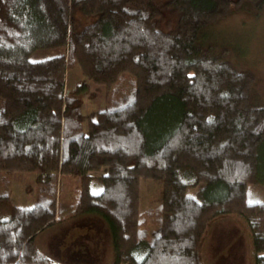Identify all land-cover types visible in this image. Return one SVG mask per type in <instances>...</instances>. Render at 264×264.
Wrapping results in <instances>:
<instances>
[{
    "label": "trees",
    "instance_id": "1",
    "mask_svg": "<svg viewBox=\"0 0 264 264\" xmlns=\"http://www.w3.org/2000/svg\"><path fill=\"white\" fill-rule=\"evenodd\" d=\"M245 6L258 16L264 0H0V264H57L38 259L37 235L86 215L105 224L111 264H203L208 229L230 216L264 264V202L245 201L264 174V106L249 105L254 73L201 41ZM73 69L105 89L87 118ZM165 109V132L149 130ZM16 174L32 178L26 210ZM141 180L161 181L143 211Z\"/></svg>",
    "mask_w": 264,
    "mask_h": 264
},
{
    "label": "rangeland",
    "instance_id": "2",
    "mask_svg": "<svg viewBox=\"0 0 264 264\" xmlns=\"http://www.w3.org/2000/svg\"><path fill=\"white\" fill-rule=\"evenodd\" d=\"M201 41L228 47L233 61L254 73L255 81L250 91L249 105L252 108L264 106V8L258 16L249 11L247 6L232 12L228 17L208 28ZM67 77L69 90H72L74 85L86 86L84 93L79 96L84 117L92 116L106 106L107 97L103 86L82 78L76 69L69 70ZM127 84L128 82L125 83ZM171 117L170 109L157 110L147 127L156 133L161 129L160 132L164 133L165 122ZM261 153L264 167V147ZM106 171V168H101L92 173V176L104 175ZM262 175L260 184L247 188L245 197L247 204L264 202V174ZM64 185L65 190H69L70 185L66 180ZM94 186L93 189L97 191L98 187ZM11 187L14 203L23 206L26 210V206L35 195L30 174H16ZM160 191L161 181L141 180L139 210L143 211L154 206L160 199ZM7 215L8 209L2 207L0 217ZM35 246L38 259L45 263L48 260L57 264H111L112 262L107 228L103 221L95 216L69 217L62 223L39 233L35 239ZM250 248L251 244L241 220L235 216L224 217L215 221L206 233L201 251L202 263L252 264Z\"/></svg>",
    "mask_w": 264,
    "mask_h": 264
}]
</instances>
